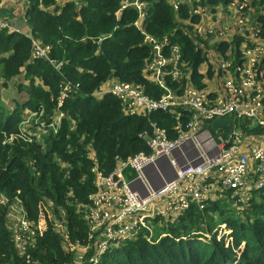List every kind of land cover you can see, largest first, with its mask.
I'll return each instance as SVG.
<instances>
[{"label":"trees","instance_id":"1","mask_svg":"<svg viewBox=\"0 0 264 264\" xmlns=\"http://www.w3.org/2000/svg\"><path fill=\"white\" fill-rule=\"evenodd\" d=\"M146 1L141 30L134 25L136 7L121 11L122 0H81L79 7L71 0L61 5L56 0H22L31 36L10 25L0 27V264H264V189L237 207L223 191L203 209L193 202L172 218L148 219L150 230L137 227L132 239L98 252L103 236L89 216L98 173L109 175L118 159L149 152L145 137L152 135L154 124L173 140L177 120L166 111L128 113L116 95L98 98L94 92L118 82L139 86L154 100L165 93L149 78L147 65L154 52L145 35L168 42L164 55L172 45L179 47L182 75L165 78L175 95L191 87L204 89L205 76L216 82L218 56L201 68L213 52L224 54L231 48L228 70L235 78L242 40L235 36L234 44L217 43L216 30L199 35L200 8L231 14L245 2L244 12L264 9V0H175L176 9L171 0ZM15 10V2L4 5L0 18L14 20ZM255 18L264 38V15L253 22ZM218 24L222 21L212 26L217 29ZM35 42L46 49V56L34 54ZM254 46L247 40L244 49ZM11 83L25 95L10 109L2 92ZM180 113L185 128L190 114L183 108ZM27 116L30 123L23 131ZM225 118L230 125L217 131L210 129L211 119L201 125L224 138L232 131H264L250 128L235 113ZM222 224L228 233L219 232Z\"/></svg>","mask_w":264,"mask_h":264},{"label":"built area","instance_id":"2","mask_svg":"<svg viewBox=\"0 0 264 264\" xmlns=\"http://www.w3.org/2000/svg\"><path fill=\"white\" fill-rule=\"evenodd\" d=\"M56 1L64 4L70 0ZM71 1L76 6L81 2ZM171 1L176 9L177 1ZM14 2L15 19L7 21L6 18H0L3 20L0 21V27L10 25L14 30L11 22L24 20L22 0H0V12L4 5ZM129 5L142 7L138 11L140 26L145 16V2L122 0L121 11ZM196 32L200 33L201 28L196 26ZM211 32L215 33L216 38L220 35L214 26ZM144 38L154 52L153 60L147 65L149 78L155 80L165 93L154 100L146 96L139 86L117 82L110 87L100 88L94 95H116L122 100L125 111L131 114L148 115L156 111L183 108L190 115L185 128L179 122L174 126L177 135L173 140L167 138L165 129L154 124L152 135L145 137L149 152H139L125 160L118 159L116 168L109 175L98 173L97 192L89 197L94 205L89 216L94 227L101 228L103 238L98 245L99 253L105 252L116 242L119 244L132 239L137 227L150 230L148 219L157 216L172 218L189 208L193 202L198 204L199 209H203L206 203L217 199L223 191L238 202L245 203L254 191L264 189V131L243 135L232 131L224 138L212 134L201 125L202 120L226 119L227 115L235 113L236 117L247 119L249 126L253 120H257V126L264 129V85H255L249 92L242 90V70L250 59H239L240 63L234 66L237 74L235 78L232 72L222 69L220 64L222 76L231 77L221 80L219 71L216 78L219 89L215 87L213 93L210 91L206 94V98L202 91L191 87L184 90L180 101H176L179 98L167 88L165 78L171 76L176 79L179 76V47L172 45L170 54L164 55L163 47L168 44L167 41L157 42L148 35ZM34 54L46 56V49L35 42ZM214 55L218 56V52ZM226 85L230 94L239 95V101L221 90ZM212 94L223 97V100H208ZM246 104L255 107L250 115L242 111L247 108ZM182 115L179 113L177 117ZM22 225L25 227L24 222Z\"/></svg>","mask_w":264,"mask_h":264},{"label":"rangeland","instance_id":"3","mask_svg":"<svg viewBox=\"0 0 264 264\" xmlns=\"http://www.w3.org/2000/svg\"><path fill=\"white\" fill-rule=\"evenodd\" d=\"M145 3H148L146 0L144 1ZM58 3L61 5V1H58ZM247 4L245 2H242L238 6V11H232L231 14L227 13L226 11H220L217 10L215 13L211 11H206L203 8H200L202 10V16L200 19L199 24L196 26L201 28V32L198 33L199 35H203L205 33H210L212 31V23L216 24L218 21H222V25L218 24L219 27L217 28L220 31V35H218V38L216 39V42L219 41L221 42V39L223 41L227 42H232L236 43L234 41L235 36H239L241 38V49H239V52L242 54V58L248 57L250 61L245 67V69L242 70V90L249 92L251 91L254 86H259L260 84L264 85V38L261 37L260 33V28H261V23L259 21H256L257 18H255V21L253 22L254 17L264 15V9L263 8H256L254 9L253 7L248 8V11H250L248 14L247 12H244L241 10V7L246 6ZM142 7L140 6L139 8H136L137 12L141 10ZM204 11V12H203ZM198 12V11H197ZM200 12V11H199ZM259 14H258V13ZM139 19L135 21L134 25H137L139 27ZM253 22V23H252ZM141 30V28L139 27ZM222 32V33H221ZM250 40V42L254 43V49L247 48L246 50L244 47L246 46V41ZM218 43V42H217ZM231 48L225 50L223 53L224 54H219L218 52V57L219 60L218 62L222 65V69H228L230 68V62L231 58H228L230 55ZM217 67V63L215 62V69ZM220 68V67H219ZM181 71L179 73V76L176 79H179L181 77ZM260 76V78H258ZM186 76H183L184 78ZM231 77L230 75L226 76H221V80L229 79ZM260 80V81H257ZM207 83V86L200 90L203 92V97H207V93L210 91L214 90L216 87V82L214 79V83L212 84V79H209V76L206 77L205 79ZM117 82H114V84ZM228 84V83H227ZM170 90V89H169ZM223 92H227L229 94V97L231 96L234 100H240L239 95H236L237 93H232L230 94L227 90V85L225 88L221 89ZM219 92V91H218ZM2 99L4 100L5 105H7L8 108H13L14 106V101H18V98L21 99L25 95V92H21L17 90L16 84L11 83L9 86L5 88V90L2 92ZM216 95V94H214ZM179 98L176 101H180L182 98V95H177ZM6 97L8 99H6ZM100 96H98L99 98ZM223 100V97H214L211 95V98L208 100L213 101V100ZM12 101V104L9 102ZM247 108L243 109L242 111L245 112L246 114H252L253 105L251 104H246ZM25 116V115H24ZM256 123V126L258 125L257 120H253ZM30 123V116H27L22 124H21V130H23V127L27 124ZM24 131V130H23ZM37 136V135H35ZM156 205H159L158 202H155ZM238 201L234 200L232 203V206H238ZM223 227V226H222ZM136 229V228H135ZM223 233V230L221 231Z\"/></svg>","mask_w":264,"mask_h":264},{"label":"water","instance_id":"4","mask_svg":"<svg viewBox=\"0 0 264 264\" xmlns=\"http://www.w3.org/2000/svg\"><path fill=\"white\" fill-rule=\"evenodd\" d=\"M12 27H14L18 32L24 34L25 36L30 37L31 36V29L26 25V23L24 22V20L22 19H17L15 21L11 22ZM230 125V121L223 119V118H216L212 124V129L215 130L217 129V127L219 126H227ZM256 126V123L254 122V124L250 125V128H253Z\"/></svg>","mask_w":264,"mask_h":264},{"label":"crops","instance_id":"5","mask_svg":"<svg viewBox=\"0 0 264 264\" xmlns=\"http://www.w3.org/2000/svg\"><path fill=\"white\" fill-rule=\"evenodd\" d=\"M208 57V56H207ZM214 57V52L213 53H211V55L208 57V61H206V62H204V63H202V65H201V68H203V70H205L206 69V65H205V63H207V62H209L212 58ZM217 75H218V73L216 74V72H215V77L217 78ZM206 77L207 76H205V79H206ZM204 79V80H205ZM209 79H210V76H209ZM211 80V79H210ZM207 83L208 82H206L205 81V87L207 86ZM214 82L212 81V84H213ZM204 86V85H203ZM204 87V88H205ZM214 91L212 90V92L211 93H213ZM166 112H170V113H173V115H174V118L177 120V122H181L182 120H181V118L184 116V114L182 115V116H179V117H177V115L180 113V108H174V109H171V110H169V111H166ZM215 120V119H214ZM214 120H213V122H214ZM227 120V119H226ZM177 124V123H176ZM213 124V123H212ZM227 126H229V125H227ZM227 126H225V127H227ZM160 127V126H159ZM211 127H212V125H211ZM210 127V129L211 130H213L212 128ZM219 127H222V126H219ZM219 127H217V129H215L214 131H217L218 130V128ZM164 129V128H163ZM165 131H166V129H165ZM174 131L176 132V130H175V128H174ZM177 133V132H176ZM166 134H167V136H168V132L166 131ZM215 135V134H214ZM220 195V194H219Z\"/></svg>","mask_w":264,"mask_h":264},{"label":"clouds","instance_id":"6","mask_svg":"<svg viewBox=\"0 0 264 264\" xmlns=\"http://www.w3.org/2000/svg\"><path fill=\"white\" fill-rule=\"evenodd\" d=\"M101 97V96H100ZM223 226V227H222ZM223 230V232H226V233H228L229 232V230H227L226 228H225V225L224 224H222L221 225V228H220V231L219 232H221Z\"/></svg>","mask_w":264,"mask_h":264}]
</instances>
